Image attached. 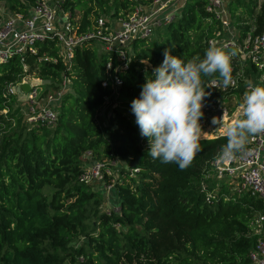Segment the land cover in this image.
<instances>
[{"label":"trees","instance_id":"obj_1","mask_svg":"<svg viewBox=\"0 0 264 264\" xmlns=\"http://www.w3.org/2000/svg\"><path fill=\"white\" fill-rule=\"evenodd\" d=\"M149 1L64 0L62 7L78 31L86 32L99 17L123 16L137 3ZM256 1L232 2L235 10L241 6L248 14L242 22L237 20L241 11L232 14L240 37L264 26V0ZM3 2L24 12L30 0ZM216 29L218 23L204 11L202 0H186L180 17L156 27L149 38L131 43L126 65L116 51L100 50L89 41L76 48L67 70L60 59L38 62L43 52L57 54L54 42L40 43L39 52L23 58L28 73L50 79L53 89L59 88L63 72L69 79L53 127L30 122L12 110L15 95L6 91L24 75L20 56L0 65V111L7 109L6 114L0 112V264L248 263L247 251L255 241L248 223L264 205L224 187L206 202L198 190L203 168L227 143L225 135L202 138V151L181 170L148 155L147 138L141 137L135 119L121 106L113 107L112 124L97 116L107 99L131 106L146 75L162 64L166 49L185 61L203 59L207 39ZM256 76L253 64L246 62L243 77L255 81ZM114 77L121 80L118 87ZM210 80L204 81L210 95L202 111L244 91L242 80L229 92L208 87ZM87 151L94 160L122 163L112 192L119 211L104 212L102 192L80 180ZM111 179L106 176L105 182ZM223 191L227 200L222 199Z\"/></svg>","mask_w":264,"mask_h":264},{"label":"built area","instance_id":"obj_2","mask_svg":"<svg viewBox=\"0 0 264 264\" xmlns=\"http://www.w3.org/2000/svg\"><path fill=\"white\" fill-rule=\"evenodd\" d=\"M202 1L204 11L219 26V29L213 32V36L207 39L208 47L214 43L225 50L235 49L238 53L233 60V76L237 80L236 85L224 88L217 79L208 81L207 86L218 92H229L236 89L239 80H242L244 91L239 95H231L237 96L241 104L247 90V81L264 86V26L257 33L251 29L240 37L238 29L231 25L225 0ZM63 2L64 0H30L24 12L11 10L4 2L0 3V65L6 64L15 55L20 56L23 62L25 55L36 54L40 50V43L48 41L54 42L57 54L52 56L43 52L38 57V62H57L60 59L69 70L76 48L81 47L85 42L93 41L100 50L116 51L118 60L126 65L129 62L131 43L137 39L149 38L156 27L180 17V9L186 0H150L147 4L137 3L131 12L123 16L110 19L99 17L93 28L86 32L78 31V26L73 23L70 12L62 7ZM246 62L253 64L257 71L255 81L243 77ZM28 70V64L23 62L24 75L20 81L8 86L6 95L13 94L19 101L25 103L27 108L25 117L30 122L53 127L57 121L58 107L68 88L69 79L63 72L59 88L53 89L50 79H47L48 83H43L46 79L37 77L40 84L31 85L26 93H18L17 87L28 82L29 78H33ZM120 84L121 80L114 77V86L118 87ZM42 86L45 88L39 93L38 88L41 89ZM209 109L212 110V115L216 109L225 113L221 103L216 102ZM0 112L6 114L7 109ZM237 113L242 116L241 110ZM219 154L203 168L199 179L198 190L204 194V200L211 202L215 199L217 191L224 187L228 193L234 195L247 193L259 199L264 205V135L251 139L246 152L236 160L224 162L219 159ZM116 162L119 161L94 160L90 151L84 154L83 173L80 180L100 189L104 207L112 202L115 178L112 166ZM137 170V168L133 169V173ZM106 176H112L108 183L105 182ZM221 195L223 200L228 199L226 191H223ZM111 210L119 211L118 204L103 209L107 213ZM248 227V233L255 236V241L247 251V264H264V207L254 212Z\"/></svg>","mask_w":264,"mask_h":264},{"label":"clouds","instance_id":"obj_3","mask_svg":"<svg viewBox=\"0 0 264 264\" xmlns=\"http://www.w3.org/2000/svg\"><path fill=\"white\" fill-rule=\"evenodd\" d=\"M163 55L162 64L153 69L151 76L146 75L139 97L131 102V112L141 137L148 140V155L183 170L202 151L200 141L207 134L200 123L205 98L210 95L204 81L218 79L224 88L235 86L233 60L238 53L213 43L203 59L185 61L167 49ZM240 110L242 118L227 125L223 123L224 115L212 121L224 129L227 138L219 154L224 162L238 159L251 139L264 135V86L247 81Z\"/></svg>","mask_w":264,"mask_h":264},{"label":"rangeland","instance_id":"obj_4","mask_svg":"<svg viewBox=\"0 0 264 264\" xmlns=\"http://www.w3.org/2000/svg\"><path fill=\"white\" fill-rule=\"evenodd\" d=\"M238 1V4H245L248 3V0H235ZM262 0H257L256 3H261ZM234 0H228L227 1V5H228V12L229 14L234 18L235 21L237 20H241L239 22H242V20H247L248 19V14L247 12L241 7L239 6V8H237L236 10L233 8V6L235 4ZM232 3V4H231ZM241 11V15H240V19L235 18V16H233L232 14H235L236 12ZM145 64H148L145 61ZM32 77L37 79L38 76H36V74H32ZM45 88V86H42V88H38L39 93ZM71 90V89H69ZM23 97V96H20ZM238 97L237 96H230L228 98H225L224 100H222L221 102V106L222 108L224 107L225 113H220L219 118H222L223 115V123L224 125L229 124L232 120L237 119L238 118V114L237 112H240V107H239V102L238 101ZM121 106L122 109H124L125 113L128 116H131L133 119H135V116L132 114L131 112V106L128 102L122 103V102H113L110 100H107L103 106L100 108L99 113H98V117L99 119L107 124V123H113L112 121H114V111H113V107H117V106ZM12 106V110L17 112L18 115H26L27 113V108L25 103H22L21 101H19L17 99V97H15V100L11 103ZM204 116L201 119L200 123L202 126V130L207 133L205 135L202 136V138H211L214 137L216 135H224V129L223 128H218L219 125L213 124V118L214 115H212V110H210L209 108L207 110H203ZM241 114V113H240ZM122 163L120 162H116L113 166H112V170L114 171V176L116 177L118 175V170L122 167ZM95 190H100L98 189L97 186H93ZM112 202H109L107 204L106 207H104V204L102 205V210L109 207L110 205H114L115 202H113L115 199L111 198Z\"/></svg>","mask_w":264,"mask_h":264},{"label":"water","instance_id":"obj_5","mask_svg":"<svg viewBox=\"0 0 264 264\" xmlns=\"http://www.w3.org/2000/svg\"><path fill=\"white\" fill-rule=\"evenodd\" d=\"M49 80H43V83H48ZM40 80L38 79H35V78H29L28 79V82L24 83V84H21L20 86L17 87V92L20 93V92H23V93H26L31 85H38L40 84ZM220 113H221V110L220 109H216L215 112H214V117L215 118H219L220 116Z\"/></svg>","mask_w":264,"mask_h":264},{"label":"crops","instance_id":"obj_6","mask_svg":"<svg viewBox=\"0 0 264 264\" xmlns=\"http://www.w3.org/2000/svg\"><path fill=\"white\" fill-rule=\"evenodd\" d=\"M227 1L228 0H225V2H226V7H228V5H227ZM227 10H228V8H227ZM239 12V11H238ZM238 12H236L235 14H237ZM228 14H229V12H228ZM229 18H230V21H231V25H233L234 27H236V21L234 20V18L229 14ZM237 28V27H236ZM238 29V28H237ZM239 31V30H238Z\"/></svg>","mask_w":264,"mask_h":264}]
</instances>
